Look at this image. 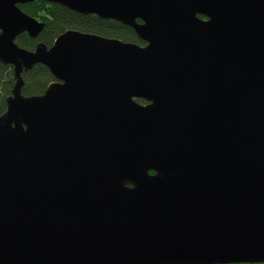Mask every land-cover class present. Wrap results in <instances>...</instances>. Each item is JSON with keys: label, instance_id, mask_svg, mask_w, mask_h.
I'll use <instances>...</instances> for the list:
<instances>
[{"label": "water", "instance_id": "1", "mask_svg": "<svg viewBox=\"0 0 264 264\" xmlns=\"http://www.w3.org/2000/svg\"><path fill=\"white\" fill-rule=\"evenodd\" d=\"M32 1L0 0V264L264 263V0H42L145 44L27 50ZM37 64L55 80L23 95Z\"/></svg>", "mask_w": 264, "mask_h": 264}, {"label": "trees", "instance_id": "2", "mask_svg": "<svg viewBox=\"0 0 264 264\" xmlns=\"http://www.w3.org/2000/svg\"><path fill=\"white\" fill-rule=\"evenodd\" d=\"M22 11L44 23V29L37 38L27 33L18 35L15 42L27 50H34L40 42L51 46L55 38L68 29L91 32L109 38H119L123 41L144 45L134 30L116 20L102 19L94 14H81L59 4L42 0H34L19 4ZM24 81L22 94L26 96L40 95L47 86L55 80L49 69L37 64L31 70L23 71ZM15 78L11 65L0 62V115L6 110V98L11 94ZM144 103V100L137 99ZM237 264H264V263H237Z\"/></svg>", "mask_w": 264, "mask_h": 264}, {"label": "flooded vegetation", "instance_id": "3", "mask_svg": "<svg viewBox=\"0 0 264 264\" xmlns=\"http://www.w3.org/2000/svg\"><path fill=\"white\" fill-rule=\"evenodd\" d=\"M201 18H204V17H201ZM145 43V42H144Z\"/></svg>", "mask_w": 264, "mask_h": 264}, {"label": "rangeland", "instance_id": "4", "mask_svg": "<svg viewBox=\"0 0 264 264\" xmlns=\"http://www.w3.org/2000/svg\"><path fill=\"white\" fill-rule=\"evenodd\" d=\"M8 65V64H7ZM145 103V102H144Z\"/></svg>", "mask_w": 264, "mask_h": 264}]
</instances>
